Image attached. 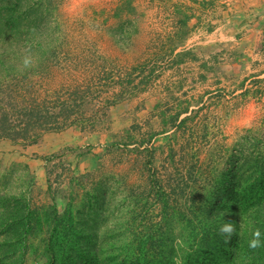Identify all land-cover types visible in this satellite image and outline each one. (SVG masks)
I'll return each mask as SVG.
<instances>
[{"label":"rangeland","instance_id":"374dc122","mask_svg":"<svg viewBox=\"0 0 264 264\" xmlns=\"http://www.w3.org/2000/svg\"><path fill=\"white\" fill-rule=\"evenodd\" d=\"M36 1L33 28L21 23L20 36L6 29L0 45L34 38L50 42L57 56L24 52L19 71L0 82V100L17 89L9 84L16 74L40 98L58 92L66 98L79 89L87 115L100 117L93 127L46 132L32 144L0 140V190L20 193L31 175L34 203L56 202L63 209L72 201L77 209L88 191L102 186L106 209H90L104 216L97 226L107 242L117 222L133 213L142 229L161 220L152 180L186 210L230 155L242 161L264 156L263 0ZM22 2L28 10L31 0ZM249 7L258 10L247 19ZM25 56L33 66L22 72ZM180 110L178 121L188 118L184 127L165 123ZM115 141L119 146L110 147ZM52 155L58 156L47 162ZM143 190L147 201L135 204L132 191ZM28 255L25 264L44 261Z\"/></svg>","mask_w":264,"mask_h":264},{"label":"trees","instance_id":"16d2710c","mask_svg":"<svg viewBox=\"0 0 264 264\" xmlns=\"http://www.w3.org/2000/svg\"><path fill=\"white\" fill-rule=\"evenodd\" d=\"M26 4L28 10L23 8L22 0H0L1 43L5 42L2 37L6 29L10 35L20 36L21 23L27 22L29 31L33 28L39 16L40 2L31 0ZM187 19L188 15H185L183 25ZM19 36L0 45V82L19 71L18 62L22 61L24 52L57 56L58 50L50 42ZM259 47L264 50V32ZM182 59L181 56L178 61ZM48 66L43 64L42 67L48 70L51 67ZM23 71L28 69L23 68ZM14 77L16 83L9 84L17 89H9L5 98L0 100V140L32 144L46 132L93 127L100 117L87 115L85 97L79 100L77 96L79 89L66 98L59 92L38 98L36 92L33 94V86L16 74ZM181 113L182 110L169 116L165 123L170 122L176 128L184 127L188 118L178 121ZM154 135L150 133L147 142ZM130 142L128 140L125 144ZM118 146L116 141L110 145ZM57 156H46L47 162ZM226 163L228 166L216 171L203 190L193 196L192 204L186 210L173 204L165 188L157 179L152 180L153 195L161 205V220L142 229L137 225L138 214L133 213L123 224L120 220L117 222V229L107 242L108 236L99 232L97 226L98 219L105 221L104 216L99 210L92 213L90 209L94 204L102 205L101 210L106 209L103 206L106 189L97 186L88 191L82 199V206L77 209L72 201L61 209L56 202H33L34 177L29 175L32 180L20 193L0 190V264H25L29 253L37 260L44 259L38 264H264V246L249 247L255 229L261 231L264 240V156L242 161L239 154H232ZM152 175L151 178H156ZM147 197L146 190L132 191L135 204L147 201ZM86 206L89 211L85 214ZM229 221L235 224L237 233L226 243L218 229ZM177 228L178 234L175 233ZM176 235L180 243L176 242Z\"/></svg>","mask_w":264,"mask_h":264},{"label":"clouds","instance_id":"9594fccd","mask_svg":"<svg viewBox=\"0 0 264 264\" xmlns=\"http://www.w3.org/2000/svg\"><path fill=\"white\" fill-rule=\"evenodd\" d=\"M23 66L25 68H30L33 66V59L31 56H25L23 59ZM218 232L221 236L225 238V242H229L233 235H235L236 227L231 221L223 223L219 226ZM262 234L259 229H255L252 233V239L249 242V247L252 249H257L264 246V240H262Z\"/></svg>","mask_w":264,"mask_h":264},{"label":"crops","instance_id":"0c3cea01","mask_svg":"<svg viewBox=\"0 0 264 264\" xmlns=\"http://www.w3.org/2000/svg\"><path fill=\"white\" fill-rule=\"evenodd\" d=\"M235 1V0H234ZM233 0L232 1H230L229 2V5H232L233 4V2H234ZM260 3H262V6L261 7H263L262 8V10L264 11V0L262 1V2H260ZM253 7V6H252ZM254 8V7H253ZM253 8H248V13H246L247 14V19L250 17V15L254 12L253 10H258V8L256 9H253ZM248 14H250L249 16H248ZM261 16V15H260ZM260 16H259V18H260ZM261 21V22H260ZM259 22L260 23H264V15L262 16V18H260V20H259ZM248 26V25H247ZM249 26H251V25H249ZM254 26V25H253ZM253 26H251V28H247L246 27V30L249 32L250 30H252L253 31ZM213 28V27H212ZM260 29V27H257V31ZM231 30V31H230ZM201 31V30H200ZM214 32V31H213ZM227 32H232V28H228L227 29ZM262 33V35H263V32H264V28L263 29H260V31L258 32V33ZM256 32H253L252 34H255ZM224 37V35H222V38ZM198 38H195V40H197ZM221 40V39H220Z\"/></svg>","mask_w":264,"mask_h":264}]
</instances>
